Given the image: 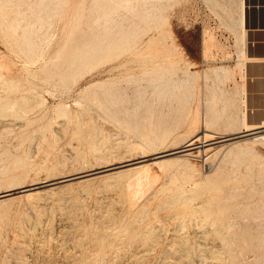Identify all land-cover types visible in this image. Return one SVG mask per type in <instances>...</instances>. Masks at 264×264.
<instances>
[{
  "label": "rangeland",
  "instance_id": "rangeland-1",
  "mask_svg": "<svg viewBox=\"0 0 264 264\" xmlns=\"http://www.w3.org/2000/svg\"><path fill=\"white\" fill-rule=\"evenodd\" d=\"M98 1L99 0H67L63 3V5L58 7V9L54 10L50 9V7H56V5H53L54 3L45 2L47 5H49V9L45 8V11H48L47 14H50L51 17L45 15L46 12H42L43 14L45 13L44 15L48 17H45L44 23H48L49 21H51L52 25L49 26L48 24H46V29V26L41 27V22H38L39 25L37 24L35 28H30L31 30L36 31L34 37L36 43H38L39 46L37 44L36 45L40 48H38L34 44H31L35 47L33 46L32 49H28L24 43V34H20L23 31L25 33V28L21 27L18 29L17 33H19V35L16 32L15 34L13 32L11 33L10 31L12 30L6 27L3 19L1 20L3 16H0V23L3 21L4 29L3 32H1L0 29V59L3 60L4 63V66H0V191H3L0 193H8V196H10L0 199V264H42L43 262L45 264H106L111 260L112 262H110L109 264H187L186 262L189 258L190 260L188 261V264L190 261V264H197L199 259L201 260H199L201 264H264V142H259L254 145L255 153L258 154L252 153L253 155L249 154L245 155L244 157L242 156L239 158L240 160L238 159L239 161L231 158L219 171L217 170V166L221 162L223 151L225 150V146H219L223 143L228 144L235 140V138L223 141L221 143H212L214 147L207 151L209 153L207 155H204V153L197 155L196 150L198 148L196 147L195 149H193L194 153L186 157V160L191 163L190 166L192 168H190V166L188 167V169L190 170L185 169L186 167H184V164L182 163V160L184 158L182 157L183 159H181V156L170 155V157H165V160L163 161V163H165L160 164L162 167L158 163L153 162L155 160V158L153 157L155 155V151L159 152L166 148L172 149V147L174 148L179 145L183 146L190 137H193V133L194 136L198 133L201 134V132L204 130V127L208 130H213L212 132L216 131L215 139L213 140H217L221 137L227 136L224 135V131H227L229 127H234L235 125H237L243 115L247 116L246 114L241 113L242 104L240 105L241 98L239 97L236 83L237 73L240 72V69L236 68L237 60L239 58L237 48L238 42L237 34L231 27V25L234 23L233 19L237 16L238 2L235 1L238 0H104L102 1L101 12L99 15H97V13L95 12V7L97 6ZM0 2L7 5L5 9L7 12L5 13L10 12L13 15L16 14L14 11H17V9H19L21 2H24L23 5L21 4V9L24 7L23 10L27 9L25 10V12L28 13H26V15L24 16L26 20L23 23L24 25L30 21H37V15L40 14L39 11H32V9H28V0H0ZM34 2L36 3V0H30L29 4L32 3L30 6H36L40 1L38 0V4H35ZM133 2L136 3L135 5L138 4L136 11L140 12V16L138 15V13H136V11H134L133 14V10H130L129 7H125L130 3L134 5ZM13 3L16 5H18L19 3V7L15 6ZM119 3L127 5L124 6L122 4L120 5ZM82 6L83 8L81 9ZM139 6L140 8L143 7L142 11H140L141 9L139 8ZM8 7H10V9ZM80 12L83 15V17L81 18L83 19L85 16L86 19L82 20L80 18V20L82 21V25H77V27L79 26L80 28H77L76 30L75 27L76 24H78V22L76 23V19L79 18V16H82ZM145 12L146 15L147 13H149L150 16L145 17ZM108 13H111L112 16L116 18V21L119 20L117 21L118 23L116 22L117 27L115 26L111 32H108L104 28L105 26H98L95 21L97 19L101 21ZM77 14L80 15L78 16ZM152 15L156 17V21L154 20V17ZM129 20H132L133 23ZM139 23L140 27L138 25ZM122 24L127 28H122ZM118 25H120V27H118ZM39 26L42 29L36 30V28ZM97 27L100 28L98 32ZM91 28L92 33H90L89 37L88 34ZM101 28L102 30H105L102 31ZM115 28H118V31L115 30ZM157 28H159V31ZM73 29H75L79 35L76 34ZM80 29L81 31L83 30V32L87 31L85 37H81L83 36V34L81 35ZM160 29H162V32L160 31ZM165 29H167V31H165ZM45 30L47 31L45 32ZM158 32L162 34H158ZM43 33L46 34L44 35ZM70 33H72V39H70L69 37L71 35ZM42 34L44 35V39L42 36H40ZM73 34L75 36H73ZM1 35H3V39ZM76 35L77 37L80 36L81 38H77ZM86 36L88 39L86 38ZM173 36L175 39L170 38ZM73 37L74 39L76 37V39L74 40ZM82 38L87 40H84ZM79 39H82L81 44L78 43ZM149 39H153L154 41H152V43H154L152 44ZM8 40L9 43L6 42ZM69 40H73L75 42L71 41L70 43ZM41 42L43 43L41 44ZM87 42H89V45L93 46L94 48L91 50L92 57L89 62L90 64L81 66L79 64L80 61L77 60L76 64L73 66L71 63V59L74 58L76 53L81 52V48L86 45ZM147 42L149 45L164 44L166 46H174L176 44L175 46L178 49V54L181 53L180 55L182 56H179L181 62L179 61V63L176 65L175 69L177 70V72L175 73L174 78L183 79L184 76L185 78L188 77V75H186L187 71H190L189 73H195L196 71V73H199L197 76L199 80H197V77L195 79L190 78L191 81H194V86L187 87L188 85L182 84L181 88L174 89V91L177 92L178 97H175L176 100L174 101L173 107H170L171 109L168 107V104H165L164 107L161 106L158 108H153L155 111L152 109L153 111L150 110L152 112L148 111L140 114L137 113L136 116H132L129 118L121 117V122H118L116 121V119L112 118L110 114H108V116L107 113H105L101 108H98V110H96L97 105L95 104L96 99L94 96H96V94L101 91L100 82H102L103 80L109 81L118 78L121 79L127 76L128 73L137 72L136 74H139L141 70L140 65L135 61H128L127 64L130 65V67L125 62V65L118 64L119 60L116 59L114 61L117 65L114 62L116 66L112 68L113 70L110 69V72L108 67L110 66L109 64H111V62L109 63V61H107L103 64H98V56L100 54V51H102L104 47H107L109 45H121L125 47L127 45H138L139 43V45L145 46L148 45ZM11 47L13 49H11ZM125 57L126 59H130L128 54L126 56H121L119 59H124ZM182 61H184L185 64ZM132 63L134 65H136L137 63V65L139 66H134ZM187 64H189L190 66ZM224 64L235 68L234 75L231 76V78L227 79V82H224L225 84L218 79L214 70L217 66ZM120 65H122L121 67H125H123V69H125L124 71L128 72L127 74L126 72L122 71L123 69L120 67ZM179 65L181 66L179 67ZM116 67H118V69ZM134 67H136V69ZM185 69L188 70L185 71ZM113 71L115 75L112 74ZM119 71H122V73H119ZM203 72L208 73V79H205ZM202 76L204 77V79L202 78ZM219 87H223L224 89L222 93L225 94L226 92L227 94H225L224 97L222 96L223 102L216 105L217 107L215 108L217 109H210V107L206 104V100H208L210 94H212L214 90H219ZM189 88L190 90H192L191 94L194 96H192V98H190L189 102L186 104V102L183 101V98H185L187 90ZM234 91H236L237 93H235ZM90 92L92 94V97ZM37 93L40 95L43 94L42 96L44 97V99L46 98L43 104H38L36 102L38 104L37 105L35 103V101L37 100H34L35 98L33 96ZM171 94L172 92L169 91L167 96H170ZM179 96L181 98H179ZM225 96L228 98V100ZM27 97H29L28 99L33 97V100H28ZM4 98H9L10 100H6ZM13 99H19L20 105H22L25 110L23 109V107L19 106L18 103V106L21 107H17L18 113L12 110H9L5 113L3 107H5V105H9V103H11ZM167 101L169 102V99ZM86 102L91 105H89L91 108H94L92 110L93 114H91L92 111H89L92 117L87 114L88 112H84L85 109L82 110L83 103H85L86 107H89L87 106ZM92 103L95 105H93ZM184 105H186L187 107ZM61 106H64L66 108V114H62ZM184 107L186 108L184 109ZM195 108H199L197 110H200L199 112H201L197 118L195 116ZM207 108H209L211 112L207 110ZM219 111L220 114H222L221 117ZM207 112L210 116L214 117L215 120L213 121V124H215V126L212 125L211 122L210 124L212 126L207 127L206 122L201 121L202 116L205 117V114ZM81 113L85 115L88 120L91 118L93 120L88 121L87 118L85 119V116L83 117ZM83 119L87 120L86 123ZM138 122L140 124H138ZM133 123L137 128H135ZM227 123L231 124V126L229 125L228 127ZM128 124H130L131 127ZM156 125H158V127ZM170 126L172 127L169 128ZM139 129L141 132L139 131ZM158 129L160 130L158 131ZM133 131H135L136 134H134ZM221 132H223V134H221ZM259 132H264V130H261ZM149 133H158V135H160L156 143H153V140L145 139V136ZM164 133H166V136L162 137V134ZM243 136H240L238 138H242ZM199 139L196 140V143L194 145L203 144L202 139ZM130 140L132 143L130 142ZM134 141H139L141 144L139 142L138 144L140 146L144 144V147H140L139 145L137 146V143H134ZM128 144L130 145V147ZM110 146H112V148ZM138 148L140 150H143L142 153L140 151L137 152L139 150ZM223 148L224 150L221 151V153L219 150H222ZM216 151L218 155H216ZM105 154L107 156H105ZM141 155L147 158L146 162H149V167L152 174H154L155 176L159 175V179H157L158 176H156V179L158 180L157 183L155 182L156 180H152L155 183V187L153 186L154 183H152L153 185L149 186L148 189L147 187H144L145 190H143L142 186H148L151 182L145 185V181L143 184H141L142 186L137 183L135 178H137L138 180V177H140L142 173V176L146 174V171H144L143 169H127L128 166H125L122 167L123 169H125V171L118 174L117 172H114L116 171V169H108L106 171L104 170L105 168L107 169L109 167H112L113 165H119L122 162L125 163L129 159H132L134 157L139 158ZM207 156L209 158L205 159L207 158ZM166 158L171 159L173 161V164L171 163L172 161L170 162V160L166 161ZM232 160H234V162H232ZM181 169L183 170L182 172ZM83 170L84 172L82 173L92 171L94 172L97 170L102 171L97 172L98 174L94 173L89 175H93V179H91V183L85 182L87 185L85 183L84 185L82 183L78 184L79 182L77 183V180L81 177L73 179L72 182L75 183H73V185H71L70 187H56L60 185V182H56L58 181V178L54 179L55 183H52L50 185L48 184L50 181H53L49 180L51 178H55L68 173L74 174L78 171L81 172ZM179 171L181 173H179ZM165 172H167V174H171L173 172L174 178H171V181H169V177H171L173 173L171 175H168V179L167 176H165ZM85 177L86 176H84V178ZM35 182H42V186L36 189H32L31 192L39 189L40 191H35V193L33 194L29 193L30 191H25V193L23 191L22 193V188L31 186V184L33 186V183ZM132 183L134 184V189H137V187H141L140 189H142L144 194H142L143 192H141V194L140 192H138L137 195L129 193L130 191L128 192L127 187ZM89 184L90 186L92 185V188L88 186ZM156 185H159L160 188H158L159 186L157 187ZM179 187L184 188L187 192L186 194L189 196L188 201H182L184 203V206H181L182 210L179 209L181 201H179L180 203L177 202V200H180L182 198L178 199V196L177 200L175 201V197L177 196L176 193L178 192L177 188ZM83 188L87 189L82 190ZM175 188L177 191L175 190ZM57 189L60 191H57ZM151 189L152 191H154L153 193L156 192V194H154L155 197L152 195L154 198L149 195L150 193L147 194L148 191L152 192ZM155 189L157 190L155 191ZM131 192L133 191L131 190ZM11 194H13L14 197L11 196ZM133 195H136L137 197L135 196L134 198ZM143 195H145V197L146 195H148L149 199L152 197L150 200L153 201L151 202L148 199V201L145 202L146 200H144L145 197ZM169 196L172 197L170 198ZM156 197H158L157 200ZM173 197L175 204L177 203L176 205L173 204ZM111 198H113L112 200L119 199L117 201V203H119L117 204L115 200V205L113 203L114 201L111 202L109 200ZM136 198L139 199V202ZM164 198L166 200L170 199V201H168L170 202V204L167 203V210L165 209V207H160L163 203L166 202V200L165 202H162ZM140 199L143 201H140ZM159 199H161L162 203ZM108 200L115 206L112 207ZM126 200L127 203L125 204L124 201L126 202ZM134 200L138 203L136 206ZM35 201H39V203L37 204ZM107 201L109 202L108 206L106 204ZM32 202L35 203L36 206L35 204L33 206ZM30 203H32L31 206ZM77 203L79 204V206L82 205L83 207H79ZM123 203L126 207H130L131 209L135 206V210L140 203L144 204L145 206L148 204L149 205L146 206V208L148 207V209L146 211L147 213H145V206H142L140 204L142 209L140 208V206H138L139 209L137 207L138 211L136 210V212L138 213L139 210H144V213L142 211V213H138L139 216L137 215V213H134V216H132L130 214L134 209L131 210L130 208H125ZM128 203H131V205L133 206H131L130 204V206L127 205ZM187 203H189V205H187ZM76 204L77 206H75ZM178 204H180L179 207H177ZM104 205H106V207L108 208L109 206H111L110 208L112 210L115 207V211L113 210L112 212L116 213V219L114 218L115 215L111 212V210L106 208ZM116 206L119 207V210L116 208ZM174 206L176 208H173L172 211L177 214L173 212L172 215H170L172 211L169 212L168 210H170V207L172 208ZM156 207L157 210L155 213L154 209H156ZM160 208L163 211L160 210ZM76 209H78L77 213ZM102 209H107L111 213L104 214L105 212L107 213V211L104 212V210ZM126 209H129V211L131 210V213H127L128 217L125 213L128 211H126ZM164 209L166 213H169L167 214L168 216H165L166 213H163ZM99 210L103 211V213H101L103 214V218L100 216L101 214L98 213L100 212ZM94 211L100 215L94 213ZM157 211L160 212L159 215ZM90 212L94 214L92 215L91 213V217L96 215L97 218L100 216V218L102 219H104V215H114H111V217H113L114 219L111 218L109 221L107 220L110 225L106 223L107 221L105 219L104 221L106 222L98 218V220L100 219L105 223L103 224L104 226L108 224L109 227L108 225L107 227L110 228H106L107 231L105 228L104 230L101 229L103 231H106L107 233L105 234L104 232L105 238L103 243H101L99 247L93 246V243L91 244V241L88 240L90 231L89 229H91L94 222L93 220H91L90 214H88ZM120 214L121 218L119 217ZM155 214H157V217ZM183 214L185 215V218L182 216ZM74 215H76V219L74 218ZM87 215L90 218H87ZM193 215L195 219L201 217L202 221L198 218L199 221H201L199 225L197 223L199 222L197 221L198 219L195 223ZM131 216L132 219H130ZM145 216L146 220L149 217V222L145 220ZM122 217L124 218L122 219ZM126 217L131 220H129V224H127L128 226L126 225ZM134 218L135 221H133ZM138 218L143 220L141 221L139 219L141 221V224L137 222ZM181 220L183 221V224ZM112 222L113 225H111ZM119 222L121 224L119 227L121 228L122 226V230L117 227ZM147 222L150 224H148ZM88 223L91 226H88ZM124 223L126 225V228L124 227ZM144 223L147 224V227L146 224L144 226ZM100 224L97 225L98 229L103 227V225L102 227H99ZM225 224L227 225L225 226ZM159 225L161 228L159 227ZM150 226L152 227L149 228ZM179 226H181V228ZM137 227H139L142 232L141 235L145 236V239L143 237V240H140V238L137 239V237H139L140 235L138 234L140 230ZM18 229L23 234H19L20 232H17L19 231ZM148 229L149 235L148 232H145L146 230L148 231ZM115 230L118 231V233ZM134 231L136 232L134 233ZM85 232L88 233L87 236L85 235ZM184 232H187L188 234L186 233L185 236H188L182 237V235H184ZM113 233L117 235L115 236ZM145 233H147L148 236H146ZM180 233L182 234L180 235ZM14 234H17V236ZM154 234L158 235L155 236V239L153 238V240L150 237H152V235L154 236ZM119 235L121 237L124 235L126 240L124 239V236L121 238ZM196 235L198 236V238ZM148 237L149 239L153 240V243L151 240V242L148 240ZM134 238H136V242H131L135 241ZM196 238L198 239V241L196 240ZM18 239L20 241H18ZM116 239H118V241ZM178 239H180L182 243ZM109 240L110 242L109 244H107ZM111 240L112 245L114 244V248L113 246H111ZM139 240L141 242H139ZM78 241L80 245L78 244ZM119 242L121 243V245ZM117 244L119 245V248ZM192 244L195 246L197 244V246L194 247ZM91 245L92 248H88ZM191 245L193 246V248ZM108 246L110 250L106 251L107 253L109 252V255L105 253V248H107ZM189 246L192 248V250H190L191 248H188ZM94 247L96 249L98 248L97 251H95L96 249H93ZM110 247L116 250L114 251ZM181 247L184 249L181 250ZM174 248L179 249V252H177V249L175 250ZM88 249L91 250V252L88 251ZM92 249L94 250L93 252H96L95 254L92 252ZM193 250L194 253L196 252L195 254L191 253L193 252ZM181 251L186 252L187 255L184 252L183 254H181ZM88 252H90V255H88ZM103 252L105 253V257L107 255L106 259L103 258ZM176 253H179V255ZM173 254H176V257H174ZM112 256H114L113 259H111ZM184 256L186 259H183ZM192 257L195 259H193ZM85 258H87L89 262L85 260ZM191 258L193 260H191ZM102 259H104L103 261L106 260L105 263L102 262ZM135 259L136 262L138 260L137 263L135 262ZM178 259H180V261ZM81 260L83 261L81 262Z\"/></svg>",
  "mask_w": 264,
  "mask_h": 264
},
{
  "label": "bare ground",
  "instance_id": "bare-ground-1",
  "mask_svg": "<svg viewBox=\"0 0 264 264\" xmlns=\"http://www.w3.org/2000/svg\"><path fill=\"white\" fill-rule=\"evenodd\" d=\"M5 1V0H4ZM29 1L30 0H28V9H32V11H39L40 12V14H38L37 15V21H30V22H27L25 25L23 24L24 23V21H26L25 20V18H24V16L26 15V13L27 12H25V10H27V9H24L23 10V8L21 9V4L23 5V3L21 2V4H20V7L18 6L19 5V3H18V5H16V4H14L15 6H18L19 7V9H21V10H19V9H17V11H14L16 14L15 15H13L12 13H10V12H8V13H5V12H7L5 9H6V6L7 5H5L4 3H1L0 4V16H3V18H1V20L3 19L4 20V24L6 25V27H8V29L10 28V30H12V31H10L11 33L13 32L14 34H15V32L17 33V31H18V29L19 28H21V27H23V28H25V33H24V31L23 32H21L20 34H24V43H25V45L27 46V48L28 49H32L33 48V46L34 45H38V43H36V41H35V30H31L30 28H35V26L38 24V22L40 23V25H41V27H44V26H46V29H47V25L46 24H48L49 26H51L52 25V23H51V21H49L48 23H44V19H45V17H51V15L50 14H47V12L48 11H45V8H48L49 9V5H47L45 2H47V3H54L53 5H56V7L55 6H53V8L52 7H50V9L51 10H54V9H58V7H60L61 5H63V3L64 2H66L67 0H39L40 2H39V4L37 3L38 2V0H36V3L38 4V5H36V6H30L31 4H29ZM100 1V2H99ZM98 1V4H97V6L95 7V12L97 13V15H99L100 14V12H101V8H102V1H104V0H99ZM121 1V0H120ZM129 1V0H128ZM136 1V0H135ZM242 1L243 0H238V1H235V2H240V7H238V10H239V8H241L242 7ZM3 2V1H2ZM6 2H8V1H6ZM10 2V1H9ZM83 2H85V1H83ZM95 2V1H94ZM12 3V2H11ZM35 3V2H34ZM35 3V4H36ZM116 3V2H115ZM123 3V2H122ZM122 3H119L120 5L122 4ZM134 3V5L133 4H128V6H125V5H127V4H122V5H124L125 7H129L130 8V10H133V14H134V11H136L137 10V7H138V4L137 5H135L136 3L135 2H133ZM10 4V3H9ZM44 4V5H43ZM85 4V3H84ZM117 4V3H116ZM12 5V4H11ZM11 5H9V6H11ZM14 5H13V7H14ZM96 5V4H95ZM143 5V4H142ZM141 5V6H142ZM45 6V7H44ZM116 6V5H115ZM114 6V7H115ZM239 6V5H238ZM13 7H11V8H13ZM27 7V6H26ZM55 7V8H54ZM86 7V6H85ZM122 7V6H121ZM146 7V6H145ZM9 9H10V7H8ZM16 8V7H15ZM83 8V6L81 7V9ZM118 8H119V6H118ZM117 8V9H118ZM123 8V7H122ZM139 8H140V6H139ZM142 8L143 7H141L140 9V11H142ZM116 9V10H117ZM126 9V8H125ZM149 9V8H148ZM121 10H123V9H121ZM129 10V11H130ZM236 10V9H235ZM30 11V10H29ZM113 11V10H112ZM126 11H128V10H126ZM13 12V11H12ZM42 12H46V14L45 15H47V16H45ZM150 12V11H149ZM31 13V12H30ZM82 13H83V11H82ZM82 13L80 12V14L82 15ZM114 13V12H113ZM136 13H138V15L140 16V12L138 11H136ZM239 13V12H238ZM28 14V13H27ZM79 14V15H80ZM86 14V13H85ZM94 14V13H93ZM78 15V14H77ZM78 15V16H79ZM121 15V14H120ZM119 15V16H120ZM125 15V14H124ZM137 15V14H136ZM136 15H134V16H136ZM118 16V17H119ZM145 17H148V16H150V14L149 13H147V15H146V12H145V15H144ZM153 16V15H152ZM47 17V18H48ZM75 17V16H74ZM81 17H83V15L82 16H79V18H77V16H76V18L78 19H76V23L78 22V24H76V30H77V28L79 29L80 27L79 26H81L82 25V21L80 20V18ZM154 17V16H153ZM152 17V18H153ZM132 18H133V16H132ZM137 18H138V16H137ZM155 18L156 17H154V20H155ZM75 19H74V21H75ZM82 19V18H81ZM83 19H86V17L84 16V18ZM82 19V20H83ZM135 19V18H134ZM145 19V18H144ZM54 20V19H53ZM121 20V19H120ZM125 20V19H124ZM133 20V19H132ZM132 20H129L130 22H132ZM147 20V19H146ZM146 20H144V21H146ZM149 20H150V18H149ZM164 20V19H163ZM234 20V23L231 25V27H232V29H234V31H235V33L237 34V40H239L240 39V35L238 36V31H239V28H238V18H237V16L233 19ZM81 21V22H80ZM96 21V23H97V25L98 26H105L104 28L108 31V32H111L113 29H114V27L116 26V24L118 23L117 21H119V20H117L116 21V18L115 17H113L112 16V14L111 13H108L106 16H105V18L104 19H102L101 21L100 20H95ZM128 21V20H127ZM156 21V20H155ZM154 21V22H155ZM117 22V23H116ZM135 22H136V20H135ZM137 22H138V19H137ZM166 22V21H165ZM95 23V24H96ZM133 23V22H132ZM131 23V24H132ZM141 23V22H140ZM140 23L138 24L139 25V27H140ZM88 24V23H87ZM121 24V23H120ZM0 29H1V32H3L4 31V29H3V21L0 23ZM39 25V24H38ZM77 25H79L78 27H77ZM96 25V26H97ZM122 26V28L124 27L123 26V24L121 25ZM129 26H131V25H129ZM117 27V26H116ZM118 27H120V25H118ZM138 27V28H139ZM160 27V26H159ZM29 28V29H28ZM87 28V27H86ZM94 28V27H93ZM98 28V27H97ZM124 28H127L126 26L124 27ZM163 28V27H162ZM38 29H42V28H40V26L39 27H37L36 28V30H38ZM90 29V28H89ZM104 29V30H105ZM158 29V31H159V28H157ZM24 30V29H23ZM74 31H75V33L76 34H78V32H76V30L75 29H73ZM86 30V29H85ZM98 30H100V28H98L97 29V32H98ZM101 30H102V28H101ZM104 30H102V31H104ZM115 30H117L118 31V28L116 29L115 28ZM162 29H160V31H161ZM44 31V30H43ZM47 30H45V32H46ZM74 31H73V33H74ZM80 31H81V29H80ZM79 31V32H80ZM165 31H167V29H165ZM164 31V32H165ZM72 32V31H71ZM85 32V31H84ZM83 32V30L81 31V35L83 34V36H81V37H85V34H87L86 32L84 33ZM162 32V31H161ZM90 33H92V28H91V30H90V32H89V34H88V36L90 37ZM93 33H94V29H93ZM99 33H100V31H99ZM160 32H158V34H159ZM18 35H19V33H17ZM22 34V35H23ZM44 34V33H43ZM40 35V36H44V35ZM71 35L69 36L70 37V39H72L71 38V36H72V33H70ZM158 34H157V36H158ZM160 34H162V33H160ZM165 34V33H164ZM79 35V34H78ZM98 35H100V34H98ZM103 35V34H102ZM156 35V34H155ZM155 35H153V36H155ZM12 36V35H11ZM38 36H39V34H38ZM73 36H75L74 34H73ZM93 36V35H92ZM1 37H2V39H3V35H1ZM5 37V36H4ZM42 37H40V38H42ZM76 37H77V35H76ZM76 37H75V39H76ZM78 37H80V36H78ZM77 37V38H78ZM80 37V38H81ZM167 37V36H166ZM14 38V37H13ZM45 38H46V36H45ZM86 38H87V36H86ZM159 38H161V37H159ZM162 38H164V37H162ZM170 38H174V36L173 37H170ZM37 39V38H36ZM43 39H44V37H43ZM73 39H74V37H73ZM74 39V40H75ZM82 39H84V38H82ZM82 39L80 40L79 39V44H81V42H82ZM88 39V38H87ZM87 39H84V40H87ZM106 39V38H105ZM108 39V38H107ZM154 39V38H153ZM150 40L151 41V43H152V41H154V40ZM167 39V38H166ZM168 39H169V37H168ZM175 39V38H174ZM7 40V39H6ZM38 40V39H37ZM48 40V39H47ZM111 40H112V37H111ZM156 40V39H155ZM165 40V39H164ZM22 41V40H21ZM68 41V40H67ZM70 41V43H71V41H73V40H69ZM89 41V40H88ZM107 41V40H106ZM6 42H8L9 43V40L8 41H6ZM73 42H75V41H73ZM149 42V41H148ZM148 42H147V44H148ZM156 42V41H155ZM11 43V42H10ZM43 42H41V44H42ZM69 43V42H68ZM77 43V44H78ZM84 43V42H83ZM126 43V42H125ZM124 43V44H125ZM150 43V44H151ZM154 43V42H153ZM152 43V44H153ZM31 44H34V45H31ZM40 44V45H41ZM123 44V45H124ZM135 44H137V43H135ZM163 44V43H162ZM166 44H167V42H166ZM169 44V43H168ZM174 44V43H173ZM10 45V44H9ZM36 45V46H37ZM176 45V44H175ZM173 46V45H145V46H143V45H139V43H138V45H127V46H121V45H109V46H107V47H104L103 49H102V51H100V54H99V56H98V64H103V63H105V62H107V61H109V63L111 62V64H109L110 66L108 67V69H109V71H110V69L111 70H113L112 68L114 67V66H116L117 64H116V62L114 61V60H116V59H118L117 61H118V64H124L125 65V63L127 64V62L128 61H135V62H137L139 65H140V73L139 74H136L133 70V72L134 73H128V72H126V71H124L125 69H123V67H121L122 65H120V67L123 69L122 71H124V72H126V74L128 73V75L127 76H125L124 78H118V79H115V80H109V81H105V80H103L102 82H100V89H101V91H99V90H97V91H99V93L98 94H96V96H94L95 97V99H96V110H98V108H101L105 113H107V115L108 114H110L111 116H112V118H114V119H116V121H118V122H121L120 121V119H122L121 117H132V116H136V114L138 113V114H140V113H144V112H152L154 109L153 108H155V107H161V106H163L164 107V105L165 104H168L169 106V108L172 106L173 107V104H174V101L176 100V98L178 97V94H177V92H175L174 91V89L175 88H181V86H182V84H186V85H188L187 87H191V86H194V81H191L190 80V78H196L197 76H198V72L196 73V71H195V73H189L187 70L189 69V67H188V69L186 70L185 69V71H187L186 72V75H188V77H186L185 78V76H184V78L183 79H179L178 77H176V78H178V79H175L174 78V76H175V73L177 72V70L175 69L176 68V65L179 63V61H180V57L179 56H182V55H180V54H178V49L176 48V46ZM13 46V45H12ZM39 46V45H38ZM37 46V47H38ZM178 46V45H177ZM238 47L240 46V45H237ZM35 47V46H34ZM237 47V48H238ZM38 48H40V47H38ZM11 49H13L12 47H11ZM92 49H94L93 48V46H91V45H89V42H87V44L86 45H84L82 48H81V52H78V53H76L75 54V56H74V58H72L71 59V63H72V65L74 66L75 64H76V61L77 60H79L80 61V65L81 66H86V65H88V64H90L89 62H90V59H91V57H92ZM180 50V49H179ZM15 51V50H14ZM17 52V51H16ZM27 52V51H26ZM72 52H74V51H72ZM242 52V50L240 51V53ZM18 54V53H17ZM128 54L129 55V57H130V59L128 58V59H126V57L124 58V59H119L121 56H126V55ZM32 57V56H31ZM36 57H39V56H36ZM35 57V58H36ZM185 57V56H184ZM35 58H34V61H35ZM182 58V57H181ZM126 59V60H125ZM183 59V58H182ZM181 59V60H182ZM38 60V59H37ZM96 60V61H97ZM37 62V61H36ZM92 62V61H91ZM114 62H115V64H114ZM125 62V63H124ZM181 62V61H180ZM183 63H184V61H182ZM130 63V62H129ZM134 63V62H133ZM132 63V64H133ZM137 63H136V65H134V66H139V65H137ZM95 64V63H94ZM185 64V63H184ZM105 65V64H104ZM108 65V64H107ZM128 65V64H127ZM126 65V66H127ZM132 65V66H133ZM182 65V64H181ZM181 65H179V67L181 66ZM187 65H189V64H187ZM0 66H4V63H3V60H1L0 59ZM103 66V65H102ZM128 66H130V65H128ZM190 66V65H189ZM131 67V66H130ZM86 68V67H85ZM89 68V67H88ZM87 68V69H88ZM107 68V67H106ZM117 69H118V67H116ZM125 68V67H124ZM135 69H136V67H134ZM139 68V67H138ZM215 68V67H214ZM128 69V68H127ZM181 69V68H180ZM106 70V69H105ZM120 70V69H119ZM138 70V69H137ZM176 70V71H175ZM179 70V69H178ZM215 73H216V76L218 77V79L221 81V82H227V79H229V78H231V76H233L234 75V72H235V68L233 67H230V66H227L226 64H224V65H219V66H217L215 69ZM101 71V70H100ZM118 71V70H117ZM122 71H119V73L121 72L122 73ZM128 71V70H127ZM208 71V70H207ZM52 72V71H51ZM102 72V71H101ZM111 72V71H110ZM211 72V71H210ZM209 72V73H210ZM185 73V72H184ZM204 73V72H203ZM106 74V73H105ZM107 74H108V72H107ZM112 74H114L115 75V73H114V71H113V73ZM211 74V73H210ZM110 75V74H109ZM200 76H201V74H200ZM204 77H205V79H208L209 78V75H208V73L206 72V73H204ZM204 77L202 76V78L204 79ZM234 79V78H233ZM197 80H199L198 79V77H197ZM74 81V80H73ZM208 81V80H207ZM233 81V80H232ZM235 83V82H234ZM197 84V83H196ZM225 84V83H224ZM214 85V84H213ZM215 86V85H214ZM83 88V87H82ZM235 88V87H234ZM48 89V88H47ZM46 89V90H47ZM95 89V88H94ZM194 89V88H193ZM216 89V88H215ZM223 87L221 88V87H219V90H214L213 92H212V94H210V96H209V98H208V100H206V104L210 107V109H212V108H215V107H217L216 105H218L219 103H222L223 102V99H222V96L224 97V95L225 94H227L226 92H225V94H223L222 93V91H223ZM29 90H31V89H29ZM34 90V89H33ZM32 90V91H33ZM235 90V89H234ZM31 91V92H32ZM37 91V90H36ZM97 91H95V92H97ZM169 91H171L172 92V94L170 95V96H167V94H168V92ZM191 91L192 90H190V88L187 90V93H186V96H185V98H183V101H185L186 102V104L189 102V99L190 98H192V96H194V95H192L191 94ZM235 93H237L236 91H234ZM35 93V92H34ZM49 93H50V91H49ZM90 94H91V92H90ZM194 94V93H193ZM32 95V94H31ZM43 95V94H42ZM42 95H40V94H34V100H37V101H35V103L37 102L38 104H43L44 103V101H45V99H44V97L42 96ZM93 95H95V94H93ZM237 95V94H236ZM33 97L32 98H30V99H28L29 97H27V99L28 100H33ZM91 97H92V94H91ZM176 97V98H175ZM226 97V96H225ZM228 97H230V96H228ZM179 98H181L180 96H179ZM227 98V97H226ZM226 98H225V100H226ZM4 99H6V100H10L9 98H4ZM169 99V102L167 101ZM231 99H232V97H231ZM231 99H230V101H231ZM192 100V99H191ZM227 100H228V98H227ZM179 101H180V99H179ZM91 102H92V100H91ZM184 102V103H185ZM228 102V101H227ZM18 103H19V99H13V101L11 102V103H9V105H5V107H3V110L5 111V113L7 112V111H9V110H12V111H16L17 113H18V108L17 107H19V106H21V107H23L22 105H20V103H19V106H18ZM36 103V104H37ZM93 103H94V101H93ZM92 103V104H93ZM183 103V102H182ZM37 104V105H38ZM82 104V103H81ZM86 104H87V106H89L90 104L88 103V102H86ZM95 104H93V105H95ZM225 104H227V103H225ZM84 105H85V103H83L82 104V107H83V109L82 110H84V112H88L87 114H89L90 116H91V114H93V109L94 108H91L90 106L89 107H86V105H85V108H84ZM182 105V104H181ZM40 106H42V105H40ZM80 106V105H79ZM175 106V105H174ZM183 106V105H182ZM184 106H186V105H184ZM225 106V105H224ZM21 107H19V108H21ZM60 107V106H59ZM162 107V108H163ZM187 107V106H186ZM186 107H184V109L186 108ZM197 107H199V106H197ZM17 108V109H16ZM89 108H90V110H89ZM168 108V109H169ZM23 109H24V107H23ZM23 109H22V111H23ZM61 109H62V114H66V108L64 107V106H61ZM60 109V110H61ZM153 109V110H152ZM171 109V108H170ZM174 109H175V107H174ZM173 109V110H174ZM181 109H183V108H181ZM196 109V108H195ZM197 109H199V108H197ZM196 109V113H195V116H196V118L200 115V113L201 112H199L200 110H197ZM215 109H217V108H215ZM227 109V108H226ZM2 110V111H3ZM20 110V109H19ZM25 110V109H24ZM150 110H152V111H150ZM162 110V109H161ZM207 110H209V108H207ZM3 111V112H4ZM11 111V112H12ZM89 111H92L91 112V114L89 113ZM99 111H101V110H99ZM99 111H98V113H99ZM155 111V110H154ZM157 111V110H156ZM205 111V110H204ZM210 112H211V110H209ZM221 111V110H220ZM220 111H219V114H220ZM224 111V110H223ZM226 111V110H225ZM25 112V111H24ZM95 112V111H94ZM97 112V111H96ZM177 112H180V111H177ZM215 112H218V111H215ZM83 113V112H82ZM81 113V114H82ZM100 113H102V112H100ZM161 113V112H160ZM182 113V112H181ZM95 114H97V113H95ZM95 114H94V116H95ZM218 114V113H217ZM217 114H216V116H217ZM104 115V114H103ZM221 115L222 114H220V117H221ZM82 116L84 117L85 115H83L82 114ZM97 116V115H96ZM109 116V115H108ZM215 116V117H216ZM92 117V116H91ZM105 117V116H104ZM219 117V118H220ZM65 118V117H64ZM87 117L85 116V119H86ZM96 118V117H95ZM111 118V117H110ZM199 118H201V117H199ZM240 118H241V116H240ZM97 119V118H96ZM125 119V118H124ZM237 119V118H236ZM84 120V119H83ZM87 120H88V118H87ZM87 120H84V122L86 123V121ZM89 120H93L92 118L91 119H89ZM88 120V121H89ZM139 120V119H138ZM156 120V119H155ZM215 119H214V117H212V116H210L209 114H208V112L205 114V117L204 116H202V120L201 121H203V122H206V126L207 127H211L212 125H214L215 126V124H213V121H214ZM217 120H219V119H217ZM216 120V121H217ZM239 120V119H238ZM115 121V120H114ZM127 121V120H126ZM126 121H124V122H126ZM133 121V120H132ZM193 121H194V118H193ZM229 121V120H228ZM95 122V121H94ZM135 122V121H134ZM203 122H202V124H203ZM212 122V125L210 124ZM65 123V122H64ZM128 123V122H127ZM219 123V122H218ZM83 124V123H82ZM134 124V123H133ZM138 124H140L139 122H138ZM165 124H166V121H165ZM173 124V123H172ZM171 124V125H172ZM228 124V123H227ZM233 124V123H232ZM235 124V123H234ZM264 124V123H263ZM124 125V124H123ZM127 125V124H126ZM129 126H130V124H128ZM136 125H137V123H136ZM174 125V124H173ZM229 125L231 126V124H228L227 126L229 127ZM134 126H135V124H134ZM139 126V125H138ZM157 127H158V125H156ZM175 126V125H174ZM131 127V126H130ZM132 127H133V125H132ZM160 127H162V126H160ZM172 126H170L169 128H171ZM204 127V126H203ZM135 128H137L136 126H135ZM141 129H142V127H141ZM154 129H156V128H154ZM165 129V128H164ZM204 130L201 132V134H196L195 136H194V133H193V137H190L187 141H186V143L183 145V146H176V147H172V149H168V148H166V149H163V150H161V151H159V152H156L155 151V155L153 156L154 158H155V160L153 161V162H155V163H158L159 165L160 164H164L163 163V161L165 160L164 158L165 157H170V155H176V156H181V159H183L182 160V163L184 164V167H186L185 169H187V170H190V169H188V167L191 165V163L188 161V160H186V157L187 156H189V155H192L193 153H194V151H193V149H195L196 147L198 148L196 151H197V155H200L201 153H204V155H207V154H209L207 151L209 150V149H211V148H213L214 146H213V144L212 143H215V142H218V141H226V140H230V139H232V138H235V140H233L232 142H230V143H228V144H220V146L219 147H221V146H225V150H224V148L222 149V150H219L220 152L221 151H223V157H222V160H221V162L219 163V165L217 166V170L219 171V170H221L222 169V167L223 166H225V164L227 163V161L229 160V159H231V158H233L234 160H237V161H239L240 159V157H244L245 155H249V154H254L255 153V150H254V145H256L257 143H261V142H264V132H259V133H256V134H252V135H249V136H243V135H245V134H243L242 132H244V133H246L245 131H252L253 129H254V125H252V124H250V123H248L247 121H246V118L244 117V116H242V118L239 120V122L237 123V125H235L234 127L232 126V127H229V129L227 130V131H224V135H227V136H224V137H226V139H217V140H213V139H215V132H212L211 130H208L207 128H203ZM212 129V128H211ZM133 130H134V128H133ZM153 130V129H152ZM160 129H158V131H159ZM162 130V129H161ZM132 131V130H131ZM139 131H140V129H139ZM150 131H151V129H150ZM154 131H156V130H154ZM153 131V132H154ZM164 131V130H163ZM166 131V130H165ZM97 132V131H96ZM134 132V134H136L135 133V131H133ZM141 132V131H140ZM143 133V132H142ZM145 133V132H144ZM151 133H152V131H151ZM220 133V132H219ZM89 134V133H88ZM115 134V133H114ZM141 134V133H140ZM217 134V133H216ZM221 134H223V132H221ZM232 134H235V135H232ZM228 135H232V136H228ZM111 136V135H110ZM137 136H139V135H137ZM166 136V133H164V134H162V137H165ZM192 136V135H191ZM240 136H243L242 138H238V137H240ZM122 137V136H121ZM160 137V135H158V133H154V134H147L146 136H145V139H147V140H153L152 142L153 143H156L157 142V139ZM186 137V136H185ZM188 137H189V135H188ZM187 137V138H188ZM126 138V137H125ZM199 138H201L202 139V142H203V144L202 145H194L195 143H196V140H198ZM238 138V139H237ZM79 139H80V137H79ZM144 139V140H145ZM201 139H199V140H201ZM138 140V139H137ZM210 140H212V141H210ZM82 141V140H81ZM133 141V140H132ZM136 141V140H135ZM134 141V143H137V146L139 145L138 144V142L140 141H138V142H135ZM207 141H210V142H207ZM130 142H131V140H130ZM141 142V141H140ZM139 142V143H140ZM147 142H150V141H147ZM127 143V142H126ZM132 143V142H131ZM133 143V144H134ZM159 143V142H158ZM141 144V143H140ZM182 144V143H181ZM129 145V144H128ZM127 145V146H128ZM132 145V144H131ZM136 145V144H135ZM134 146V145H133ZM140 146V145H139ZM143 147H144V144L142 145ZM142 146H140V147H142ZM185 146V147H184ZM111 148H112V146H110ZM129 147H130V145H129ZM146 147V146H145ZM110 148V149H111ZM201 148V149H200ZM137 149V148H136ZM139 149V148H138ZM154 149H156V148H154ZM220 149V148H219ZM94 150V149H93ZM97 150H98V147H97ZM99 150H100V147H99ZM137 151V150H136ZM141 152L142 153V149L140 150H138L137 152ZM210 151H212V150H210ZM209 151V152H210ZM218 151V152H219ZM106 152V151H105ZM207 152V153H206ZM219 152V153H220ZM107 153H109V152H107ZM106 153V154H107ZM113 153V152H112ZM115 153V152H114ZM145 153V152H144ZM222 153V152H221ZM105 154V156H107ZM116 154H117V152H116ZM121 154V153H120ZM140 154V153H139ZM214 154V153H213ZM252 154V155H253ZM255 154H258V153H255ZM80 155V154H79ZM133 155V154H132ZM143 155V154H142ZM140 156L139 158H132V159H129L127 162H125V163H121V164H119V165H113L112 167H109V168H105L104 170L106 171V170H108V169H116V171H114V172H117V174L118 173H123L124 171H125V169H123L122 167H125V166H128V168L127 169H134V168H138V169H143L144 171H146V174L145 175H143L142 176V174H141V176L140 177H138V180H137V178H135L136 179V181H137V183L140 185V186H142L141 184H143L145 181V185H147L149 182H151L150 183V185H148V186H142L143 188V190H145V188L144 187H147V189L149 188V186H151V185H153L152 183H154V181L157 183V179H159V175H156V176H158V178L154 175V174H152V172L150 171V167H149V162L147 163L146 162V157L145 156ZM145 155V154H144ZM215 155V154H214ZM216 155H218L217 154V151H216ZM29 156V155H28ZM27 156V157H28ZM99 156V155H98ZM109 156V155H108ZM196 156V155H195ZM209 156V155H208ZM207 156V158H205V159H208L209 157ZM103 157V156H102ZM183 157V158H182ZM213 157V156H212ZM263 157V156H262ZM29 158V157H28ZM65 158V157H64ZM119 158V157H118ZM153 158V159H154ZM167 159V158H166ZM176 159H179V158H176ZM239 159V160H238ZM89 160V159H88ZM127 160V159H126ZM168 160H170V162L172 161L171 159H167L166 161H168ZM234 160H232V162H234ZM87 161V160H86ZM90 161V160H89ZM149 161V160H148ZM152 162V163H153ZM231 162V161H230ZM172 164H173V161L171 162ZM84 164V163H83ZM61 165H62V163H61ZM61 165H60V167H61ZM228 165V164H227ZM68 166V165H67ZM161 166V165H160ZM194 166V165H193ZM48 167H50V166H48ZM56 167V166H55ZM162 167V166H161ZM57 168V167H56ZM120 168V169H119ZM181 168V167H180ZM183 168V167H182ZM190 168H192L191 166H190ZM212 168V167H211ZM48 171V170H47ZM71 171V170H70ZM99 171H102V170H97V171H92V172H86V173H82V172H84V170L83 171H81V172H76V173H74V174H78V173H82V174H78V175H74L73 173H68V174H63V175H61V176H58V177H55V178H51V179H49V180H53L54 181V179H56V178H58V181H56V182H60V185H58V186H56V187H61V188H65V187H70L71 185H73V183H75V182H72V180L73 179H75V178H77V177H81L80 179H78L77 180V183L78 184H80V183H82L83 185H84V183L85 182H89V183H91V179H93V175L92 176H89V175H91V174H94V173H96V174H98L97 172H99ZM183 170L181 169V172H182ZM7 172V171H6ZM66 172V171H65ZM111 172V171H110ZM180 171H179V173H181ZM3 173V172H2ZM59 173V172H58ZM112 173V172H111ZM173 173V172H172ZM171 173V174H172ZM95 174V175H96ZM110 174V173H109ZM140 174V173H139ZM171 174H167V172H165V176H167V178L169 177L168 175H171ZM60 175V174H59ZM70 175H72V176H70ZM74 175V176H73ZM99 175H101V174H99ZM98 175V176H99ZM113 175V174H112ZM84 176H86L85 178H84ZM97 176V175H96ZM137 176H138V174H137ZM137 176H135V177H137ZM164 176V175H163ZM174 173H173V175H171V177H169L168 179H169V181H171V178L173 179L174 177ZM83 177V178H82ZM94 178H95V176H94ZM98 178V177H97ZM157 178V179H156ZM179 178V177H178ZM82 179V180H81ZM203 179V178H202ZM49 180H46V181H49ZM152 180H154V181H152ZM165 180V179H164ZM175 180V179H174ZM49 182L48 184L50 185V184H52V183H55V181L54 182ZM83 181V182H82ZM177 181H178V179H177ZM203 181V180H202ZM92 182H93V180H92ZM164 182V181H163ZM109 183V182H108ZM134 183V182H133ZM131 184V185H129L128 187H127V189H128V192L129 193H132V194H136L137 195V193L138 192H140V194H141V192H143L142 191V189H140V188H138L137 187V189H134L133 187H134V184ZM165 183V182H164ZM44 184V183H43ZM47 184V185H48ZM86 184V183H85ZM106 184H107V181H106ZM162 184V183H161ZM160 184V185H161ZM177 184V183H176ZM87 185V184H86ZM166 185V184H165ZM192 185V184H191ZM42 186V182H35V183H33V186H32V184H31V186H28V187H24V188H22L21 190H22V193H23V191H24V193H25V191H27V192H29V193H35V191H40V189L39 190H35L34 192H31L32 191V189H36V188H39V187H41ZM88 186H90V184L88 185ZM92 186V185H91ZM90 186V187H91ZM101 186V185H100ZM154 187H155V183H154V185H153ZM152 186V187H153ZM157 186V185H156ZM159 186V185H158ZM157 186V187H158ZM176 186V185H175ZM23 187V186H22ZM86 187V186H85ZM156 187V188H157ZM173 187V186H172ZM92 188V187H91ZM120 188V187H119ZM158 188H160V186L158 187ZM70 189V188H69ZM84 189H87V188H83L82 190H84ZM123 189V188H122ZM124 189H126V188H124ZM237 189H240V188H237ZM90 190V189H89ZM131 190L134 192H131ZM157 189H155V191H156ZM175 190H176V188H175ZM177 190H178V192L176 193V197H175V201L177 200V197H178V199H180V198H182V199H180V200H177V202H179V201H181V205L180 204H178L177 205V207H179V205H180V207L181 206H184V203L183 202H186V201H188V199H189V196L186 194L187 192H186V190L184 189V188H177ZM176 190V191H177ZM46 191V190H45ZM57 191H60V190H58L57 189ZM87 191V190H86ZM85 191V192H86ZM148 191V190H147ZM146 191V192H147ZM151 191H152V189H151ZM167 191H170V190H167ZM166 191V192H167ZM0 192H3V191H0ZM74 192V191H73ZM88 192V191H87ZM126 192H127V190H126ZM154 191H152V192H150V191H148L147 192V194H149V195H153L154 196V194H156V192L155 193H153ZM37 193V192H36ZM153 193V194H152ZM157 193H158V191H157ZM142 194H144V192L142 193ZM25 195V194H24ZM135 195V196H136ZM139 195V194H138ZM180 195H181V197H180ZM190 195V194H189ZM8 196V193H0V199H2V198H6ZM11 196H13V194H11ZM33 196V195H32ZM80 196H81V194H80ZM124 196V195H123ZM126 196V195H125ZM134 196V195H133ZM132 196V197H133ZM135 196H134V198H135ZM144 197H145V195H143ZM150 196V197H151ZM152 196V197H153ZM158 196V195H157ZM173 196V195H172ZM171 196V197H172ZM191 196V195H190ZM8 197H10V196H8ZM14 197V196H13ZM131 197V198H132ZM137 197V196H136ZM139 197H141V196H139ZM148 197V198H147ZM151 197V198H152ZM155 197V196H154ZM153 197V198H154ZM159 197V196H158ZM158 197H156V200L158 199ZM170 197V196H169ZM170 197V198H171ZM64 198V197H63ZM147 198V199H146ZM150 198V199H151ZM30 199V198H29ZM75 199V198H74ZM80 199V198H79ZM113 198H111V199H109L111 202H113L115 205H116V203H117V201L119 200H116V199H114V200H112ZM124 199H125V197H124ZM136 199H138V198H136ZM148 199H149V196L148 195H146V197L144 198V200H146L145 202H147L148 201ZM149 199V200H150ZM166 199H167V197H166ZM165 198H164V200L162 201V202H165V200H166ZM108 200V201H109ZM115 200H116V203H115ZM127 200H128V198H127ZM127 200H126V202L124 201V203L126 204L127 203ZM129 200H131V199H129ZM160 200V202H161V199H159ZM158 200V201H159ZM173 201H174V197H173V199H172ZM171 200V201H172ZM107 201V206L109 205V202ZM135 201V200H134ZM138 202H139V199L137 200ZM137 201H135L134 203H135V206L138 204L137 203ZM140 201H143V200H141L140 199ZM151 202L153 201V200H150ZM149 201V202H150ZM168 201H170V199L169 200H166V202L165 203H163L162 205H161V203H160V207L162 208H164L165 207V209L167 210L168 208H167V203H169L170 204V202H168ZM175 201L173 202V204L174 205H176L175 204ZM183 201V202H182ZM34 202V201H33ZM32 202V203H33ZM37 204L39 203V201L37 202V201H35ZM75 202H77V201H75ZM110 202V205L113 207V206H115V205H113V203H111ZM131 202V201H130ZM144 202V203H145ZM32 203H30V206H31V204ZM82 203V202H81ZM104 203V202H103ZM119 203V202H118ZM117 203V204H118ZM123 203V204H124ZM134 203H132V204H134ZM154 203H155V201H154ZM180 203V202H179ZM182 203H183V205H182ZM34 204L35 203H33V206H34ZM41 204V203H40ZM39 204V205H40ZM45 204V203H44ZM78 204V203H77ZM77 204L75 205V206H77ZM121 204V203H120ZM125 204H124V206H125ZM131 205V203H128L127 205ZM142 206H145L144 204H142V203H140ZM140 204L138 205V206H140ZM146 204V203H145ZM157 204H158V202H157ZM186 204V203H185ZM42 205H43V203H42ZM41 205V206H42ZM47 205V204H46ZM49 205H50V203H49ZM72 205V204H71ZM129 205V206H130ZM149 205V204H148ZM148 205H146V206H148ZM187 205H189V203H187ZM35 206H36V204H35ZM78 206H79V204H78ZM81 206V208L83 207L82 205H80ZM79 206V207H80ZM105 207H106V205H104ZM111 206H109V208L108 207H106V208H108L109 210H111V212L114 210L115 211V207L113 208V210L110 208ZM122 206V205H121ZM131 206H133V205H131ZM134 206V207H135ZM137 206V207H138ZM146 206H145V208H146ZM171 206V205H170ZM132 208V209H134L133 211H132V213L130 212L132 209L130 208V207H126L125 206V208H130L131 210L129 211V209H126V211L127 212H125L126 213V216H127V213H131L130 215H132V216H134V213H137L136 212V210H137V207H136V210H135V208ZM150 207V206H149ZM179 207V209H181L182 210V207L180 208ZM185 207H186V205H185ZM104 208V207H103ZM116 208L118 209L119 207H117L116 206ZM140 208H141V206H140ZM144 208V209H145ZM159 208V207H158ZM160 208V210H162ZM173 208H176L175 206L174 207H170L169 209L170 210H168L169 212H171L172 211V209ZM188 208V207H187ZM29 209V208H28ZM121 209H122V207H121ZM138 209H139V207H138ZM142 209V208H141ZM147 209H148V207L145 209V213H147L146 211H147ZM165 209H164V212L163 213H166V211H165ZM179 209H178V211H179ZM77 210L78 209H76V213H77ZM82 210V209H81ZM102 210H104V212L105 211H107V213L105 212L104 214H108V213H111L109 210H105V209H102ZM119 210V209H118ZM156 210H157V207H156V209H154V212L156 213ZM159 210V209H158ZM159 210V211H160ZM176 210V209H175ZM191 210H192V207H191ZM32 211V210H31ZM74 211V210H73ZM92 211V210H91ZM96 211V210H95ZM94 211V213H97V212H95ZM100 212H98V213H103V211H101V210H99ZM121 211V210H120ZM138 211V210H137ZM143 211V213H144V210H142ZM142 211H140L139 210V212H141L142 213ZM163 211V210H162ZM161 211V212H162ZM178 211H176V212H178ZM66 212V211H65ZM93 212V211H92ZM92 212H90V213H88V214H90V217H91V213ZM122 212V211H121ZM138 212V213H139ZM174 211H172L171 213H170V215H172V213H173ZM75 213V212H74ZM97 213V214H98ZM113 213V212H112ZM125 213H124V215H125ZM138 213H137V215H138ZM157 213H158V215L160 214V212H158L157 211ZM175 213V212H174ZM37 214H38V212H37ZM100 214H98V215H100ZM114 215L116 214L115 212L113 213ZM113 214H109L110 216H106V215H104V219L107 221H109L111 218H113V217H111V215L112 216H114ZM167 214H169L168 212L166 213V215L165 216H168ZM175 214H177V213H175ZM92 215H94L93 213H92ZM102 215L103 214H101L100 216L102 217ZM129 215V216H130ZM144 215V214H143ZM156 215V217H157V214H155ZM75 216L76 215H74V218H75ZM100 216L98 217V218H100ZM106 216V217H105ZM117 215H115L114 216V218L116 217ZM132 216L130 217V219H132ZM139 216V215H138ZM138 216H136V217H138ZM148 216V215H147ZM184 218H185V215L183 214L182 215ZM88 215H87V218H90ZM119 217L121 218V214L119 215ZM125 217V216H124ZM124 217H122V219L124 218ZM128 217V216H127ZM126 217V218H127ZM140 217H141V214H140ZM143 217V216H142ZM155 217V218H156ZM163 217V216H162ZM196 217V216H195ZM77 218H78V215H77ZM98 218H97V216L95 215V216H92L91 217V220H93L94 222H93V226L91 227V229H89L88 231H89V238H88V240L89 241H91V244L93 243V246H100L101 245V243H103V241H104V238H105V234L107 233L106 231H107V229H110V228H108L109 227V223H108V221L106 222V221H104V219H102V218H100V219H102V221H104V222H106V223H108L107 225H108V227H107V225L106 226H104L103 224H105L104 222H102L100 219L98 220ZM113 218V219H114ZM158 218H159V216H158ZM161 218V217H160ZM200 220H201V217H198ZM197 218V219H198ZM204 218V217H203ZM73 219V218H72ZM76 219V218H75ZM98 221H97V220ZM112 219V220H113ZM116 219V218H115ZM129 218H127L126 220H127V223H126V225L127 224H129L128 222H129V220H130ZM137 219V218H136ZM140 218H138V221L137 222H139L140 224H141V221H143V220H139ZM144 219V218H143ZM148 219H149V217H148ZM148 219L146 220V216H145V220L146 221H148ZM166 219V218H165ZM170 219V218H169ZM193 219L195 220V223L197 222V221H199V219L197 220V219H195L194 218V215H193ZM23 220V219H22ZM41 220V219H40ZM90 220V219H89ZM125 220V219H124ZM159 220H161V219H159ZM197 220V221H196ZM205 220V219H204ZM79 221V220H78ZM96 221V222H95ZM101 221V222H100ZM131 221V220H130ZM133 221H135V218L133 219ZM164 221H166V220H164ZM202 221V220H201ZM201 221H199V222H197L198 223V225L200 224V222ZM45 222V221H44ZM82 222V221H81ZM124 222H126V221H124ZM149 222V221H148ZM147 222V223H148ZM181 222H182V224H183V221L181 220ZM203 222H205V221H203ZM47 223V222H46ZM76 223H77V220H76ZM91 223V222H90ZM101 223V224H100ZM225 223V222H224ZM223 223V224H224ZM227 223V222H226ZM89 224V223H88ZM98 224H100L99 225V227H102V225H103V227L102 228H100V229H98ZM145 224L146 223H144V226H145ZM148 224H150V223H148ZM162 224V223H161ZM111 225H113V222L111 223ZM121 224H120V222H119V224L117 225V227H119ZM124 225H125V223H124ZM126 225L124 226L125 228H126ZM152 225V224H151ZM227 224H225V226H226ZM75 226V225H74ZM88 226H91L90 224L88 225ZM115 226V225H114ZM128 226V225H127ZM149 226V225H148ZM183 226V225H182ZM23 227V226H22ZM51 227V226H50ZM135 227V226H134ZM146 227H147V224H146ZM152 226H150L149 228H151ZM159 227H160V225H159ZM180 228H181V226H179ZM178 227V228H179ZM18 228H19V226H18ZM21 228V227H20ZM88 228H90V227H88ZM104 228L106 229V231H103L104 230ZM121 228H122V226H121ZM120 227H119V229L120 230H122ZM124 228V229H125ZM138 229H139V227H137ZM145 228V227H144ZM144 228H143V230H144ZM157 228V227H156ZM161 228V227H160ZM164 228V227H163ZM177 228V229H178ZM184 228V227H183ZM101 229H103V230H101ZM205 229V228H204ZM19 230V229H18ZM101 230V231H100ZM116 230H117V228H116ZM115 230V231H116ZM130 230H131V228H130ZM140 230V229H139ZM151 230V229H150ZM157 230V229H156ZM25 231V230H24ZM27 231V230H26ZM74 231V230H73ZM87 231V230H86ZM123 231H125V230H123ZM122 231V232H123ZM18 233L20 232V230L19 231H17ZM42 232H44V231H42ZM61 232V231H60ZM104 232H105V234H104ZM117 233H118V231H116ZM115 232V233H116ZM136 231H134V233H135ZM140 232H141V230H140ZM140 232H138V234H140L139 235V237H137L138 236V234H137V239H139L140 238V240L142 239V237L145 239V236H142L141 234H142V232L140 233ZM145 232H148V235H149V229H148V231L146 230ZM159 232V231H158ZM180 232V231H179ZM179 232H177V233H179ZM17 233V234H18ZM28 233V232H27ZM86 233V232H85ZM115 233H113L115 236L117 235V234H115ZM119 233H120V231H119ZM176 233V234H177ZM187 233V232H186ZM185 232H184V235H182V237L183 236H185V234H186ZM202 233V232H201ZM17 234H14V235H16L17 236ZM19 234H23L22 232H20ZM18 234V235H19ZM30 234V233H29ZM44 234V233H43ZM78 234V233H77ZM146 234V236H148L147 235V233H145ZM173 234V233H172ZM182 233H180V235H181ZM188 234V233H187ZM198 234H199V232H198ZM79 235V234H78ZM86 236L88 235V233H86L85 234ZM158 234H154V236L152 235V237H150V238H154L155 236H157ZM174 235V234H173ZM15 236V237H16ZM28 236H30V235H28ZM85 236V237H86ZM120 236V235H119ZM124 236V235H123ZM122 236V237H123ZM135 236V235H134ZM141 236V237H140ZM159 236H161V235H159ZM158 236V237H159ZM186 236H188V235H186ZM185 236V237H186ZM197 236V235H196ZM30 237H32V236H30ZM49 237V236H48ZM121 237V236H120ZM121 237V238H122ZM149 237H148V240L150 241L151 239H149ZM173 237V236H172ZM171 237V238H172ZM176 237V236H175ZM185 237H184V239H185ZM195 237V236H194ZM18 238V237H17ZM47 238V237H46ZM87 238V237H86ZM133 238V237H132ZM161 238V237H160ZM181 238V237H180ZM197 238H198V236H197ZM196 238V240L198 241V239ZM199 238H200V236H199ZM202 238H204V237H202ZM115 239V238H114ZM114 239H112V240H114ZM124 239H125V236H124ZM135 239V241H131V242H136V238H134ZM155 239V238H154ZM153 239V240H154ZM188 239V238H187ZM13 240V239H12ZM37 240V239H36ZM49 240V239H48ZM87 240V239H86ZM112 240H111V246H113V248H114V244L112 245ZM117 241H118V239H116ZM126 240V239H125ZM139 240V242H141ZM143 240V239H142ZM153 240H151L152 241V243H153ZM160 240V239H159ZM178 240H180V239H178ZM182 240H183V238H182ZM194 240H195V238H194ZM18 241H20L19 239H18ZM80 241V240H79ZM79 241H78V244L80 245V243H79ZM89 241H88V243H89ZM124 241V240H123ZM150 241V242H151ZM13 242V241H12ZM109 242H110V240L107 242V244H109ZM116 242V241H115ZM121 242V241H120ZM119 242V243H120ZM130 242V243H131ZM143 242V241H142ZM174 242H175V239H174ZM174 242H172V243H174ZM180 242H181V240H180ZM14 243H15V241H14ZM21 243V242H20ZM36 243V242H35ZM85 243V242H84ZM87 243V244H88ZM114 243V242H113ZM122 243V242H121ZM121 243H120V245H121ZM171 243V244H172ZM182 243V242H181ZM187 243H188V240H187ZM187 243H186V245H187ZM197 243V242H196ZM201 243V242H200ZM199 243V244H200ZM203 243V242H202ZM106 244V245H107ZM128 244V243H127ZM134 244V243H133ZM194 244V243H193ZM192 244V245H193ZM12 245V244H11ZM15 245V244H14ZM135 245V244H134ZM140 245V244H139ZM191 245V246H192ZM217 245V244H216ZM16 246V245H15ZM117 246H118V248H119V245L117 244ZM154 246V245H153ZM152 246V247H153ZM177 246H178V244H177ZM180 246V245H179ZM194 247H196L197 246V244H196V246L195 245H193ZM193 246H192V248H193ZM18 247V246H17ZM16 247V248H17ZM22 247V246H21ZM92 248V245L91 246H89L88 248ZM115 247H116V245H115ZM133 247H135V246H133ZM151 247V246H150ZM183 247H185V246H183ZM19 248V247H18ZM76 248V247H75ZM108 248V249H107ZM107 248H105V251L106 250H110L109 249V246L107 247ZM111 248V247H110ZM113 248H111V249H113ZM117 248V249H118ZM188 248H191L190 246L188 247ZM192 248L190 249V250H192ZM198 248V247H197ZM197 248H195V249H197ZM49 249V248H48ZM77 249V248H76ZM75 249V250H76ZM93 249H96L95 247L93 248ZM92 249V252L94 251ZM98 249V248H97ZM97 249L95 250V251H97ZM144 249H145V247H144ZM143 249V250H144ZM150 249V248H149ZM175 249V248H174ZM177 249V248H176ZM175 249V250H176ZM182 249H184V248H182L181 247V250ZM186 249H187V247H186ZM114 251L116 250V249H113ZM128 250V249H127ZM179 249H177V252H179L178 251ZM200 250V249H199ZM16 251V250H15ZM47 251V250H46ZM87 251V250H86ZM88 251H90L91 252V250H89L88 249ZM104 251V252H105ZM113 251V252H114ZM151 251H153V250H151ZM187 251V250H186ZM189 251V250H188ZM213 251V250H212ZM45 252V251H44ZM90 252H88V255H90L89 253ZM103 252V258H105L106 259V257H107V255H109V252L107 253V251L105 252V253H107V255H106V257L104 256L105 255V253ZM118 252V251H117ZM144 252V251H143ZM147 252V251H146ZM174 252H176V251H174ZM182 252V251H181ZM184 252V251H183ZM183 252L181 253V254H183ZM209 252H210V250H209ZM214 252V251H213ZM6 253H8V252H6ZM12 253V252H11ZM86 253V252H85ZM85 253H84V255H85ZM94 254L96 253V252H93ZM140 253V252H139ZM185 254H186V252H184ZM191 253H193V254H195L194 253V250H193V252H191ZM190 253V254H191ZM198 253V252H197ZM201 253H202V251H201ZM36 254V253H35ZM34 254V255H35ZM53 254H54V252H53ZM53 254H50V255H53ZM67 254V253H66ZM92 254V253H91ZM176 254H178L179 255V253H176ZM175 254V255H176ZM184 254V255H185ZM189 254V253H188ZM203 254H204V252H203ZM46 255V254H45ZM65 255V254H64ZM111 255V254H110ZM133 255V254H132ZM139 255V254H138ZM174 255V254H173ZM174 255V257H176ZM187 255V254H186ZM206 255H207V253H206ZM5 256H7V255H5ZM16 256V255H15ZM181 256V255H180ZM180 256H177V257H180ZM183 256V255H182ZM199 256V255H198ZM34 257V256H33ZM52 257V256H51ZM73 257V256H72ZM132 257V256H131ZM146 257V256H145ZM167 257V256H166ZM193 257H194V255H193ZM192 257V258H193ZM197 257V256H196ZM200 257H201V255H200ZM50 258V257H49ZM82 258V257H81ZM94 258V257H93ZM101 258H102V256H101ZM114 258V256H112V258L111 259H113ZM136 258V257H135ZM142 258V257H141ZM164 258V257H163ZM189 258V257H188ZM191 258V260H193V259H195V258H193L192 259ZM211 258V257H210ZM91 259V258H90ZM107 259H109V258H107ZM138 259V258H137ZM144 259V258H143ZM165 259V258H164ZM176 259V258H175ZM183 259H186L185 258V256H184V258ZM46 260V259H45ZM85 260H87V258H85ZM95 260V259H94ZM101 260V259H100ZM104 259H102V262H104L105 263V261H103ZM161 260H162V258H161ZM177 260V259H176ZM179 261H180V259H178ZM190 260V258L188 259V261ZM200 260V259H199ZM198 260V262H197V264L198 263H200V261ZM203 260V259H202ZM39 261V260H38ZM83 260H81V262H82ZM88 261V260H87ZM169 261V260H168ZM184 261V260H183ZM188 261L186 262L187 264H188ZM41 262H43V261H41ZM50 262H51V260H50ZM49 262V263H50ZM55 262V261H54ZM86 262V261H85ZM89 262V261H88ZM98 262H100V261H98ZM107 262H109V261H107ZM110 262H112V260L110 261ZM109 262V263H110ZM126 262H127V260H126ZM126 262H124V263H126ZM134 262V261H133ZM135 262H136V259H135ZM137 262H138V260H137ZM136 262V263H137ZM152 262V261H151ZM191 262V261H190ZM190 262H189V264H190ZM203 262V261H202ZM8 263V262H7ZM11 263V262H10ZM21 263V262H20ZM34 263V262H33ZM40 263V262H39ZM44 263V262H43ZM42 263V264H43ZM87 263V262H86ZM91 263V262H90ZM109 263H106V264H109ZM150 263V262H149ZM177 263V262H176ZM12 264V263H11ZM18 264V263H17ZM45 264V263H44ZM84 264V263H83ZM87 264H89V263H87ZM100 264V263H99ZM103 264V263H102ZM113 264V263H112ZM119 264V263H118ZM131 264V263H130ZM139 264V263H138ZM165 264V263H164ZM201 264V263H200ZM208 264V263H207Z\"/></svg>",
  "mask_w": 264,
  "mask_h": 264
},
{
  "label": "crops",
  "instance_id": "crops-1",
  "mask_svg": "<svg viewBox=\"0 0 264 264\" xmlns=\"http://www.w3.org/2000/svg\"><path fill=\"white\" fill-rule=\"evenodd\" d=\"M238 7L237 90L241 113L256 129L264 127V0H243Z\"/></svg>",
  "mask_w": 264,
  "mask_h": 264
},
{
  "label": "water",
  "instance_id": "water-1",
  "mask_svg": "<svg viewBox=\"0 0 264 264\" xmlns=\"http://www.w3.org/2000/svg\"><path fill=\"white\" fill-rule=\"evenodd\" d=\"M261 130H264V127H261V128H256V129H253L252 131H246V133H243L245 135H250V134H253V133H256V132H259ZM221 139H226V137H222ZM220 139V140H221ZM223 141H218L217 143H221Z\"/></svg>",
  "mask_w": 264,
  "mask_h": 264
}]
</instances>
